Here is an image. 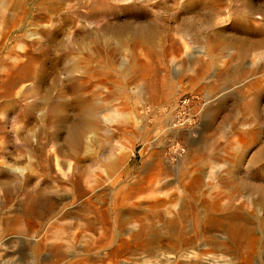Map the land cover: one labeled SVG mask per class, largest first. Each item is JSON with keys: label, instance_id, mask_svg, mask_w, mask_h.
I'll use <instances>...</instances> for the list:
<instances>
[{"label": "rangeland", "instance_id": "374dc122", "mask_svg": "<svg viewBox=\"0 0 264 264\" xmlns=\"http://www.w3.org/2000/svg\"><path fill=\"white\" fill-rule=\"evenodd\" d=\"M2 1L0 264H264V0Z\"/></svg>", "mask_w": 264, "mask_h": 264}, {"label": "bare ground", "instance_id": "6f19581e", "mask_svg": "<svg viewBox=\"0 0 264 264\" xmlns=\"http://www.w3.org/2000/svg\"><path fill=\"white\" fill-rule=\"evenodd\" d=\"M4 7H6V3H5V1H2L0 3V9H2ZM4 30H7V29H4ZM149 31H150V29L148 27H146V28L142 27L141 29H139V31L137 33H138V35H139L140 38L147 39V37L149 36V34H148ZM118 33H119L118 36H120L121 39H122L123 38L122 35H121L122 34V31H119ZM81 110H82L81 115L76 119V121L72 122L70 119H67L66 120L67 121L66 122V128L68 130L67 132H68V138H69L68 140L73 141V142L74 141L76 142L78 140L81 131H83L85 129L86 125L89 124L88 119L90 118V114H89L90 107H88V106H82V107H80L79 111H81ZM205 110H206V108H205ZM206 115H208V114H206ZM261 154H264V149H261L260 151H258L256 153V155H255V158H257ZM242 183H243L242 185L248 187V185L245 182H242ZM248 188H254L256 190H264V186H261V184L251 185ZM47 249L49 251H51V252H54V254H56V252L58 250L57 247H53V246H49ZM211 257H213V256H211ZM215 262H217V259H209L206 262H204L203 264H216Z\"/></svg>", "mask_w": 264, "mask_h": 264}, {"label": "built area", "instance_id": "2783aa9c", "mask_svg": "<svg viewBox=\"0 0 264 264\" xmlns=\"http://www.w3.org/2000/svg\"><path fill=\"white\" fill-rule=\"evenodd\" d=\"M196 98H199V96L193 95V96H190L188 98H182L181 97L177 100L176 109H177V114L179 115L180 118H182L183 117L182 115L185 113V111H187L188 114L191 113L190 115L192 116V122H194L196 120V118L199 115V109L190 108L191 103Z\"/></svg>", "mask_w": 264, "mask_h": 264}]
</instances>
